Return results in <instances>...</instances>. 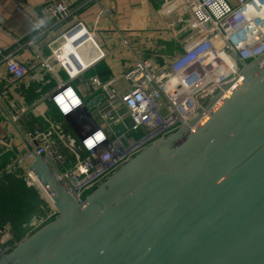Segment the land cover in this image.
Returning a JSON list of instances; mask_svg holds the SVG:
<instances>
[{"label": "water", "instance_id": "obj_1", "mask_svg": "<svg viewBox=\"0 0 264 264\" xmlns=\"http://www.w3.org/2000/svg\"><path fill=\"white\" fill-rule=\"evenodd\" d=\"M241 64L242 83L195 130L141 151L82 202L35 155L56 215L0 264H264V55Z\"/></svg>", "mask_w": 264, "mask_h": 264}, {"label": "built area", "instance_id": "obj_2", "mask_svg": "<svg viewBox=\"0 0 264 264\" xmlns=\"http://www.w3.org/2000/svg\"><path fill=\"white\" fill-rule=\"evenodd\" d=\"M13 1L24 9L25 0ZM166 4L184 8L180 9L185 13L180 23L181 51L160 60L139 58L125 72L106 81L91 77L89 83L103 90L104 101L90 109L76 83L87 84L85 73L106 56L97 29L79 21L57 34L49 43L52 60L43 58L40 63L42 71L55 81L43 100L52 104L57 121L50 128L28 130L25 137L31 149L5 166L0 183L3 173L16 174L53 207L48 191L30 170L38 155L82 202L92 188L141 151L181 129L195 130L242 83L241 63L264 55V0H164ZM41 13L62 21L69 16V9L66 1L47 3ZM87 45L91 50L81 59L78 54ZM3 62L5 80L13 86L40 70L17 60L12 53ZM55 68L66 78L61 79ZM39 76L33 78L42 86L49 83ZM219 93L221 97L209 106ZM12 118L20 121L19 114ZM97 133L103 135L102 141L96 140ZM89 139L91 148L86 145ZM3 143L12 148L10 140ZM55 215L53 207L46 217H32L31 229ZM10 237L5 231L0 257L15 246L8 241Z\"/></svg>", "mask_w": 264, "mask_h": 264}, {"label": "crops", "instance_id": "obj_3", "mask_svg": "<svg viewBox=\"0 0 264 264\" xmlns=\"http://www.w3.org/2000/svg\"><path fill=\"white\" fill-rule=\"evenodd\" d=\"M63 1H66L69 9V16L65 20L58 21L41 13L43 5ZM162 1L25 0L24 9L20 10L13 0H0V170L24 155V151L27 150L26 142L10 123L5 111L11 117L15 114L20 115V121L15 123L23 135L35 127H53L55 122H52V119L58 118L52 104L43 100L55 85V81L51 74L42 71L40 64L43 58L52 60L49 43L57 34L79 21H83L91 29H97V39L106 56L85 73L84 78L88 80V85L79 82L76 83V87L87 103L103 96L98 102L101 103L104 101V92L89 83L91 77L98 76L106 81L125 72L139 58L160 60L171 58L181 51L180 23L185 13H181L180 9L184 8L167 4L165 6ZM90 50L91 47L87 45L78 55L82 59ZM10 53L29 67L38 66L39 73L33 71V74L27 75L15 86L8 84L5 80L7 72L3 59ZM55 71L58 72L56 68ZM33 75H40V79L44 76L49 83L42 86ZM5 140L11 141V149L5 147L3 143ZM20 179L18 175H7L3 180L18 182ZM24 187L31 197L40 196L25 183ZM13 191L17 192V189ZM37 204L38 207L27 208V216L25 215L20 223L22 226L28 219L52 211V205L44 199ZM41 208L47 211L41 213Z\"/></svg>", "mask_w": 264, "mask_h": 264}, {"label": "rangeland", "instance_id": "obj_4", "mask_svg": "<svg viewBox=\"0 0 264 264\" xmlns=\"http://www.w3.org/2000/svg\"><path fill=\"white\" fill-rule=\"evenodd\" d=\"M99 37L100 39L102 38L101 33H99ZM58 74L61 79L66 78L65 73L62 70H58ZM52 120V122L57 121L55 117ZM20 180L21 181L18 182H14L12 180L5 182L3 180L0 183V240L3 239V235L5 234V231H7L9 235H11L8 241L15 245L32 231V218L28 219L27 222L23 224V226L20 224L21 221L27 216V208L29 206L38 207V201L41 202L42 199H44V201L46 200L39 193L36 194L40 196L33 195V197H31L25 190L23 183L24 180ZM13 189H17V192H14ZM41 209V213L47 211V209ZM14 215L16 216L13 217Z\"/></svg>", "mask_w": 264, "mask_h": 264}, {"label": "clouds", "instance_id": "obj_5", "mask_svg": "<svg viewBox=\"0 0 264 264\" xmlns=\"http://www.w3.org/2000/svg\"><path fill=\"white\" fill-rule=\"evenodd\" d=\"M95 138H96L97 141H102V140L104 139V137H103V135H102L101 133H97V134L95 135ZM86 145H87L89 148H91V147L93 146L92 140H91V139L87 140V141H86Z\"/></svg>", "mask_w": 264, "mask_h": 264}, {"label": "trees", "instance_id": "obj_6", "mask_svg": "<svg viewBox=\"0 0 264 264\" xmlns=\"http://www.w3.org/2000/svg\"><path fill=\"white\" fill-rule=\"evenodd\" d=\"M4 168H5V166L2 167V169L0 170V173L3 172ZM7 175L17 176L16 174H7V173H3V175H2V181H3V179H4ZM21 179H22V178H21ZM29 189H30V188H29ZM32 190H34V189H32ZM34 191H36V190H34ZM49 212H50V211H48V212L45 213V214H41V215H37V216H39V217H46V216L48 215Z\"/></svg>", "mask_w": 264, "mask_h": 264}]
</instances>
